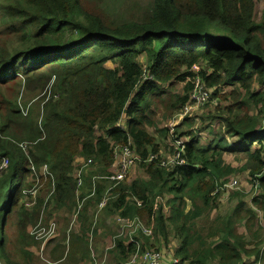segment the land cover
I'll list each match as a JSON object with an SVG mask.
<instances>
[{"label": "trees", "instance_id": "obj_1", "mask_svg": "<svg viewBox=\"0 0 264 264\" xmlns=\"http://www.w3.org/2000/svg\"><path fill=\"white\" fill-rule=\"evenodd\" d=\"M103 2L7 0L2 7L0 264H22L31 254L28 247L38 243L28 229L39 221L44 202L29 208L21 201L31 196L29 177L44 166L47 184L54 186L47 214L53 203L55 211H74L82 221L65 243L61 238L46 242L51 253L55 247V263L63 261L66 249L72 264L90 260L87 233H98V225L88 221L92 206L105 216L140 219L165 240L180 239L176 258L188 264H243L244 256H259L264 227L243 193L233 194L237 204L231 215L218 214L207 231L199 224L206 211L216 209L220 188L239 171L224 159L236 151L245 153L240 170L249 172L260 192L253 201L264 216V135H257L264 120V91L254 89L264 86V13L256 20L257 0H152L142 18L123 21L101 12ZM195 76L210 91L211 101L228 103L218 108L226 133L204 146L193 132L179 133L177 124L175 135H187L186 164L164 167L162 161L175 154L176 146L171 135V155L164 159L162 143L147 129L153 103L160 101L169 114L179 113ZM175 81L186 82L184 93L164 98L163 86ZM48 90L50 98L47 93L35 100ZM259 105L261 111L251 114ZM122 120L127 129L120 126ZM129 141L145 177L116 185L97 178L114 172V148ZM255 141L258 148L252 151ZM152 155L156 159L148 161ZM78 157L87 163L76 173ZM91 163L98 171L84 173ZM8 211L12 214L6 219ZM51 214L45 221L56 225L49 221ZM239 225L252 236L249 241ZM115 241L114 259L126 264L137 242ZM16 250L22 261L14 258Z\"/></svg>", "mask_w": 264, "mask_h": 264}, {"label": "rangeland", "instance_id": "obj_2", "mask_svg": "<svg viewBox=\"0 0 264 264\" xmlns=\"http://www.w3.org/2000/svg\"><path fill=\"white\" fill-rule=\"evenodd\" d=\"M152 0H104V2L98 6V9L103 12L106 15H109V17L113 20H131V19H140L144 15L145 9L148 7V5L151 3ZM7 3V0H0V15L3 13L2 7ZM264 13V0H258L256 5V20H260ZM110 65H114L110 63ZM166 90L165 94L163 95L164 98H167L171 96L173 93H182L184 84L175 81L172 85L166 84L163 86ZM49 89V87H48ZM256 90V87H254ZM227 91H230L231 88H227ZM224 90V91H226ZM261 92L264 91V88L260 90ZM47 96V99L51 96V90L45 91L41 96H38L35 98L37 101L42 96ZM224 104H228L225 102H221L220 100L212 98V101L208 104H205L204 106H201L197 110H194L191 117H195L197 115L198 124L191 120L187 119V121L183 124V120L179 122V133L184 134L185 132H197L198 136L201 137V144L207 145L210 140L214 138L212 135L213 131H222L223 133H226L223 128V123L221 122V119L219 118L220 114L218 111V108L224 106ZM261 106L252 107L250 112L251 113H259L261 110ZM152 114L150 115L152 123L147 126V129L150 131V133L160 137L162 139V150L167 153L164 155V157H167L170 155L169 146L171 144V133L170 128L175 126L173 124V120H176L174 116L177 114H169L164 104H162L160 101H155L153 103L152 107ZM41 120V119H40ZM125 122V120H123ZM206 122H208L206 124ZM182 123V124H181ZM213 125H217L218 127L216 130L214 129ZM208 126L211 127L212 130L208 129ZM176 128V127H175ZM168 129V134L163 135L161 133L162 130ZM176 132V129L174 133ZM223 133H221L223 135ZM161 134V135H160ZM226 134H224L225 136ZM183 135L182 138H186ZM228 138V137H227ZM232 138L229 139V141H235L237 139ZM29 149V147H28ZM89 162V161H88ZM87 161L81 157L77 158V161L74 162L76 173L77 169L81 168L83 165H85ZM225 163L231 164L235 168H241L245 163V157L241 153H228L225 156ZM1 167H5L4 164H2ZM140 166L139 162L132 167L129 170V173L126 176V179L123 180L127 181L130 180L136 176L141 175L140 172ZM97 172L98 169L91 165L87 166L84 170V173L89 174V172ZM113 171V170H112ZM43 177V179H42ZM48 177H49V170L47 166H44L40 169V172H37V174L33 173L29 177V184H32V188L30 190L31 196L27 195L24 201H21V204H26L29 208H35L39 201H43L42 211L39 221L37 224H31L29 226V233L33 236H35V239L38 243L35 245L28 247V251L31 253L30 256L22 261V256L18 253L16 250L14 252V258L17 261H22V264H72L69 260V249L65 250L64 254L67 253V255L64 257L63 261L55 263L54 259V250L51 253V247H48L46 242L53 238L62 239L64 243L66 242L67 236H69L73 232H78L81 229L82 221L79 220L77 217V214L74 215V211L65 212L64 210L61 211H55L54 207L55 205L49 204L46 212V204L49 202L51 198V194L53 193L54 186L53 184L48 185ZM101 178H105V176H101ZM229 184L232 183L233 186L228 187L227 189H220L219 199L216 203V209L208 210L204 213V215L199 220V224L203 226L206 231L208 228V225H211V222L215 218L217 214H229L233 211L234 207L237 204L236 199L233 198V194L235 192L243 193L245 200L247 204H251V199L256 196L259 191L255 189L253 186V181L250 176L245 171H238L228 179ZM81 186L78 187H82ZM218 192V191H217ZM214 193L215 194H217ZM29 194V193H28ZM78 194H81V191H78ZM79 202L78 210L81 206ZM52 213L51 218L49 221L54 220L56 225L53 224L50 228V224H48L45 221V218ZM97 211L95 208H90L88 211V218L89 222L93 220L94 214H96ZM11 212L8 211L5 215V218L8 219L11 216ZM259 216L261 217V213H259ZM258 217L259 221L264 224V217L262 216V219ZM105 216L102 212H98V222L97 225L99 227V234L93 235L91 232L87 236L90 237V244L94 248V251H91V258L90 260L82 263V264H113L115 263V259H113L111 255V248L113 247V244L116 239H119V237L124 238V234L122 233L123 227L121 222L119 221L121 225V229L119 230V226L117 227L114 221H111L110 225L105 222ZM89 225V224H88ZM96 226V225H95ZM118 228V229H117ZM94 229V228H93ZM119 230V231H118ZM50 231H54L55 236L49 235ZM238 231L241 233H244L246 237L250 238L245 232V228L241 227V225L238 226ZM53 236V237H52ZM47 239V241H45ZM47 245V246H46ZM173 245V244H172ZM51 246V245H50ZM54 246V245H52ZM174 246V245H173ZM110 248V249H109ZM26 248H24L25 250ZM109 249V250H108ZM164 257L167 259L173 258L172 252L167 249L163 250ZM96 254V255H95ZM249 262V261H248ZM250 264V262H249ZM264 264V263H262Z\"/></svg>", "mask_w": 264, "mask_h": 264}, {"label": "built area", "instance_id": "obj_3", "mask_svg": "<svg viewBox=\"0 0 264 264\" xmlns=\"http://www.w3.org/2000/svg\"><path fill=\"white\" fill-rule=\"evenodd\" d=\"M258 1V0H257ZM147 76H144L146 78ZM211 102V93L206 88V85L202 82L201 78L199 76L194 77L193 81V88L189 97V101L184 105L182 110L177 113L174 118L177 117L176 120H173V124L175 126L169 127L170 133L173 137L174 144L176 146L175 154L169 158L168 160L162 161V166L164 167H174L176 165H185L186 161L182 157V154L185 149V143L186 139L181 138L175 135V127L177 124H179L180 121H182L186 116H191L194 110H197L201 106H204L205 104H208ZM120 126L125 129L122 124ZM115 167L114 172L109 175L105 176L110 181L114 182L115 185L122 182L126 179L127 174L129 173V170L135 166L136 162L140 160L139 156L135 152L134 147L132 146V143L129 141L125 145L116 146L115 148ZM156 159V155H152L148 161H152ZM78 183L81 185L82 178L81 173L78 175ZM101 176L97 177L100 178ZM233 186L232 183L224 184L222 188L220 189H227L228 187ZM105 201H102V206L105 204ZM140 204V203H138ZM119 221L122 224L123 230L122 233H125L126 230H129L131 233H134L136 229L141 228L145 234H150V229L147 227L140 219H130V218H123L120 217ZM53 225V224H52ZM51 228V226H50ZM54 231H50L49 235L53 234ZM164 252L157 249H146L142 253H139L138 251L133 253L131 255V258L126 264H136L139 259H142L144 263L146 264H164L163 262L166 260V257H164ZM181 260L176 257H171L166 261V264H180Z\"/></svg>", "mask_w": 264, "mask_h": 264}, {"label": "crops", "instance_id": "obj_4", "mask_svg": "<svg viewBox=\"0 0 264 264\" xmlns=\"http://www.w3.org/2000/svg\"><path fill=\"white\" fill-rule=\"evenodd\" d=\"M257 5V4H256ZM180 83H182V82H180ZM183 84H184V86H185V84H186V82H183ZM254 87H256V91H260L261 89H262V87L264 88V86H260V85H255ZM182 93H184V88H183V92ZM226 104H224V106H225ZM261 106V105H260ZM258 113V112H257ZM257 113H251V114H257ZM189 117H191V116H186L184 119H183V124L185 123V120L186 119H191V120H193L195 123H196V125L198 124V119H197V115L195 116V117H192V118H189ZM181 123V124H182ZM208 122H206V124H207ZM260 129H259V127H258V131H257V135L259 134L260 136H263L264 135V120H262V121H260ZM121 124H122V126L125 128V129H127V127H126V125H125V122H123V120L121 121ZM213 127H214V129L216 130V128L218 127L217 125H213ZM208 129L209 130H212L211 129V127L210 126H208ZM149 131V130H148ZM150 132V131H149ZM195 135H198V133L195 131V132H193ZM152 134V133H151ZM152 135H154V134H152ZM161 135V134H160ZM212 135L214 136V138L212 139V140H210L209 142H211V141H213L218 135H221V131H218L217 132V130L216 131H213L212 132ZM156 138H157V142L159 143V142H161V138L160 137H158V136H156V135H154ZM225 137L227 138V136L225 135ZM229 139V138H228ZM227 139V140H228ZM235 139H237V138H235ZM234 139V140H235ZM229 141V140H228ZM229 142H232V143H234V142H238V139L237 140H235V141H229ZM162 148V147H161ZM238 148V147H237ZM258 148V145H257V141H255L254 142V144L252 145V147H251V150L253 151V150H255V149H257ZM232 153V152H231ZM234 153H241V154H243V156L245 157V153H243V152H238V151H236V152H234ZM167 153H165V151L164 150H162L161 149V155L164 157V155H166ZM171 155V154H170ZM170 155H168L167 157H164V159H166V158H168ZM227 154H225V156H226ZM224 156V157H225ZM225 159V158H224ZM247 162V159L245 158V163ZM245 163H244V165H245ZM231 165V164H230ZM243 165V166H244ZM242 166V167H243ZM241 167V168H242ZM241 168H238V170L239 171H241L240 169ZM113 169H114V167H113ZM140 172H141V175H139V176H136V177H134V178H132V180H134V179H136V178H139V177H141V178H144L145 177V174H144V172L140 169ZM245 172H247L248 174H249V172L247 171V170H245ZM93 173V172H92ZM91 173V174H92ZM89 174H90V172H89ZM96 177H99V176H96ZM95 178V177H94ZM254 186V185H253ZM260 193V192H259ZM258 193V194H259ZM257 194V195H258ZM255 197V196H254ZM253 197V198H254ZM253 198L251 199V204H247V202H246V204L249 206V207H251L252 209H254L253 211L255 212V214L257 215V218L258 217H260L259 216V213H261V219H262V216H263V213H262V211H260L259 209H257V207L254 205V201H253ZM234 199H236V198H234ZM166 201V200H165ZM236 201H237V199H236ZM246 201V200H245ZM90 208H95V210L97 211V213L96 214H94V216H93V224L94 225H97V222H98V212H102L103 214H104V216H105V212H103V210H100V209H97L96 207H94V206H92V207H90ZM90 208H89V210H90ZM234 210V209H233ZM233 213V211L231 212V213H229L228 215H231ZM221 215H227V214H221ZM218 216V214L215 216V218ZM121 216H119V215H115V214H110V215H107V216H105V219H107V220H105V222H107V224L108 225H110V223H111V221H114V223L116 224V226L118 227L119 226V230L121 229V225H120V223H119V221H118V219L120 218ZM264 217V216H263ZM261 223V225L264 227V224H262V222H260ZM146 225V224H145ZM241 227H243V228H245V226L244 225H241ZM118 229V228H117ZM149 229H150V234L149 235H147V234H145L144 233V231L141 229V228H138V229H136V231L134 232V233H131L129 230H126L125 231V233H123L124 234V237L126 238V240H127V242L128 243H131V242H137V248H136V251L135 252H139V253H142L144 250H146V249H149V248H156V249H159V250H161V251H165V250H167V249H169L171 252H172V254H173V256L174 257H176V251H177V249L181 246V240L180 239H178V238H175L174 236H169L168 237V239L167 240H165L161 235H157V236H155V234H154V232H153V228H152V226H149ZM118 230V231H119ZM245 232H247V230H246V228H245ZM241 233V232H240ZM99 234V227H98V233H97V235ZM241 234H244V233H241ZM248 234V236L250 237V238H248L247 237V241H249L250 239H251V237L252 236H250V234L249 233H247ZM96 235V236H97ZM245 235V234H244ZM246 236V235H245ZM174 246H173V245ZM115 245H116V241L114 242V244H113V247L111 248L112 250L114 249V247H115ZM254 246L255 245H253V244H250V245H248V248H254ZM91 248V250H93L94 251V248L92 247V245L90 246ZM110 249V248H109ZM108 249V250H109ZM112 250H110V251H112ZM257 250L260 252V255L259 256H257V253H255V254H252V255H249V256H244V260H243V264H249V262H250V264H262V263H264V243L263 244H261V245H259L258 246V248H257ZM92 251V252H93ZM134 252V253H135ZM96 255V254H95ZM111 255H112V257H113V259H114V254L111 252ZM131 258V256H129V259ZM129 259L127 260V262L129 261ZM168 259L166 258V260L163 262L164 264H166V261H167ZM249 261V262H248ZM126 262V263H127ZM113 264H117L116 263V261H115V263H113ZM136 264H146V263H144L143 262V260L142 259H139L138 260V262L136 263ZM180 264H188V263H186V262H183V261H181V263Z\"/></svg>", "mask_w": 264, "mask_h": 264}]
</instances>
